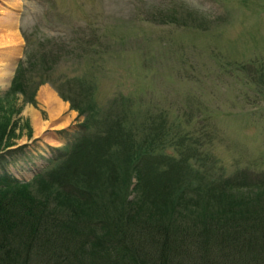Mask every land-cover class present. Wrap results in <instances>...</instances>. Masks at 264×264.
Segmentation results:
<instances>
[{"label": "rangeland", "instance_id": "1", "mask_svg": "<svg viewBox=\"0 0 264 264\" xmlns=\"http://www.w3.org/2000/svg\"><path fill=\"white\" fill-rule=\"evenodd\" d=\"M18 58L27 70L12 90ZM1 63L13 145L0 151V190L14 178L60 224L79 221L94 237L113 238L122 223L193 236L223 209L253 225L249 249L264 237V0H0ZM38 65L49 81L33 91ZM48 92L63 110H50ZM101 137L105 163L87 156L77 168L84 138Z\"/></svg>", "mask_w": 264, "mask_h": 264}, {"label": "trees", "instance_id": "2", "mask_svg": "<svg viewBox=\"0 0 264 264\" xmlns=\"http://www.w3.org/2000/svg\"><path fill=\"white\" fill-rule=\"evenodd\" d=\"M19 68H27L23 58L17 61L15 76L10 84L12 90L16 84H21L19 80L22 77H18ZM26 70L23 69L22 72ZM48 70L49 67L45 65L32 68L30 78L37 79L33 84V91L45 80L49 81ZM51 83L57 94L63 100L69 101L62 88L58 87L57 83ZM32 94L28 93L27 101L32 100ZM69 106L78 110L71 102ZM16 111L18 112L17 108ZM77 112L80 114V111ZM9 122L10 111L0 109V151L13 145L4 137L9 132L6 128ZM87 122L89 120L86 118L79 129L82 135L77 136L75 141L82 140L83 135L87 134L90 126ZM98 132L94 129L91 135ZM104 140V137L94 138L87 144L84 138L83 145L77 149L81 155L78 158L75 154V166L81 169L79 159L87 156L91 157L90 160L95 165L105 163L108 153L103 144ZM226 181L223 179L220 184L224 185ZM7 182L9 189L0 190V264H92L93 262L85 260L88 254H93L105 264H246L256 256L259 259L264 258L262 235H258L254 240L256 245L248 248L247 241L250 239L253 225L247 228V220L241 212L226 213L223 209L220 220L208 222L207 227L193 236L181 230L174 232L167 226L143 223L128 232L130 229L122 223L117 225V235L113 238L106 233L94 237L87 233L79 221L71 226L60 224L63 221H59L61 219L57 211L48 212L44 202L30 199L29 193L20 189L22 185L18 180L13 178ZM214 216L217 217L216 214ZM252 219H248V223ZM200 233L203 237L212 235L211 241L199 243L198 248H191L190 244L192 245L193 240H198ZM242 235V241L237 243ZM95 243L99 244L98 250L94 248Z\"/></svg>", "mask_w": 264, "mask_h": 264}, {"label": "bare ground", "instance_id": "3", "mask_svg": "<svg viewBox=\"0 0 264 264\" xmlns=\"http://www.w3.org/2000/svg\"><path fill=\"white\" fill-rule=\"evenodd\" d=\"M11 21L12 18L7 19L5 26L10 29L11 28ZM7 39L9 40L10 43H12V50H15L17 47V43H18V36L17 33L14 30H10L7 33ZM9 56V55H8ZM9 59H11V56H9ZM8 63H1V68H0V86L5 85V83L7 82L8 76L10 75L11 71L8 70ZM4 70V71H3ZM5 72L7 74H5ZM46 103L50 106V110H58V107L63 110V108H61V102L58 101V99L55 98V96L51 93L48 92L47 93V99H46ZM34 115L31 116V119L33 120Z\"/></svg>", "mask_w": 264, "mask_h": 264}]
</instances>
